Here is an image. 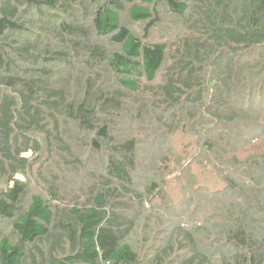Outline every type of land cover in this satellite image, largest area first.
Masks as SVG:
<instances>
[{"label": "trees", "instance_id": "16d2710c", "mask_svg": "<svg viewBox=\"0 0 264 264\" xmlns=\"http://www.w3.org/2000/svg\"><path fill=\"white\" fill-rule=\"evenodd\" d=\"M5 220L0 264H264V0H0Z\"/></svg>", "mask_w": 264, "mask_h": 264}, {"label": "rangeland", "instance_id": "374dc122", "mask_svg": "<svg viewBox=\"0 0 264 264\" xmlns=\"http://www.w3.org/2000/svg\"><path fill=\"white\" fill-rule=\"evenodd\" d=\"M121 17H122V22L123 25H125L127 28H129L132 32H134L135 34H137L138 36H143V29H144V25L140 24V23H134L131 22L128 19V15H127V11H123L121 12ZM175 21L173 18L167 16L163 17V22L162 25L156 29H154L151 32V37L149 38L150 40L154 41V42H160V41H171L174 39L175 36ZM173 38V39H171ZM109 45V44H108ZM182 138L177 137L175 139H173L172 143L174 144V152H179L182 150V148L185 146L186 141L185 140H181ZM263 146H259L256 147L255 149H253L252 151L254 152H260V148H262ZM193 150H195L194 148H192V152ZM197 172V171H196ZM85 173V172H84ZM83 173V174H84ZM199 173V172H197ZM164 175V174H163ZM175 175V172L173 171L172 173L166 174L163 179L165 178L166 180H168V186H166V193L167 194H171L170 196L173 197V201H174V208L171 210V212L174 215H182L183 217L187 218L189 216H191V214H193V207L192 206H188V205H181V197H180V188L179 186L176 184V181L173 179ZM200 175V174H199ZM85 178V175L84 177ZM67 181V178H63V181ZM72 177L69 179L71 180ZM77 180V181H76ZM217 183V180H213L212 184ZM61 187V195L62 198L67 202H83V200L85 199V195L87 193L86 189H82L80 190L79 188L81 187L80 185H82L80 177H76L73 178L71 183H66V184H59ZM215 186V185H213ZM35 190V189H34ZM37 191V190H36ZM157 206V204H156ZM159 206V204H158ZM158 215V214H157ZM194 218V222L195 223H199L202 215H197ZM0 231H1V236H6L9 237L12 241L15 240V233H13V229L11 226V221H0Z\"/></svg>", "mask_w": 264, "mask_h": 264}]
</instances>
